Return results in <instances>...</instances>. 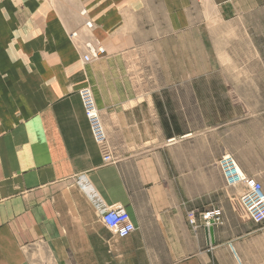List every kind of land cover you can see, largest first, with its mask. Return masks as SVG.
Wrapping results in <instances>:
<instances>
[{"label":"crops","instance_id":"0c3cea01","mask_svg":"<svg viewBox=\"0 0 264 264\" xmlns=\"http://www.w3.org/2000/svg\"><path fill=\"white\" fill-rule=\"evenodd\" d=\"M88 45L103 53L83 62ZM209 56L202 73L264 72V0H0V264H264L220 168L230 156L264 190V80L194 81ZM111 206L125 238L100 219ZM210 208L211 240L188 223Z\"/></svg>","mask_w":264,"mask_h":264},{"label":"built area","instance_id":"2783aa9c","mask_svg":"<svg viewBox=\"0 0 264 264\" xmlns=\"http://www.w3.org/2000/svg\"><path fill=\"white\" fill-rule=\"evenodd\" d=\"M78 95L97 144L101 147L103 153H108L104 141L102 122L90 90L87 87H83L79 90ZM103 158L109 159L108 155L103 156ZM222 163L223 174L228 185H242L243 192L239 199L241 204L251 214L249 215L250 218L255 223L264 225V190L261 183L243 175L241 171L234 167V162L231 159H226ZM100 214L102 223L119 238H125L134 230L128 214L120 206L103 207L100 210ZM219 216L218 210L200 213V219L204 221L201 222V226L215 225V223L219 222ZM189 221L191 224L194 223L193 218H190Z\"/></svg>","mask_w":264,"mask_h":264},{"label":"rangeland","instance_id":"374dc122","mask_svg":"<svg viewBox=\"0 0 264 264\" xmlns=\"http://www.w3.org/2000/svg\"><path fill=\"white\" fill-rule=\"evenodd\" d=\"M86 53H88L87 51H85V54ZM103 53V50H102V52H100L98 55H97V57L100 55V54H102ZM84 55V54H83ZM97 57H95V58H97ZM95 58H92V59H95ZM92 59H90V60H92ZM89 60V61H90ZM82 61L83 62H89V61H85V60H83V56H82ZM208 61H209V65H208ZM208 61H207V58L205 57V58H203V66L201 65V64H198L197 66H194V69L195 70H197V69H199V71L197 70V71H195L194 70V73H193V80L194 81H208V80H240V79H248L249 78V76L251 77V79H256V80H264V72H261V71H258V72H256V73H251V74H244V73H234V72H231V71H224V72H208V70H206V72H203L202 73V68L203 67H211V68H216V62H215V59L212 57V56H209V59H208ZM242 64L243 63H247V61H242L241 62ZM205 65V66H204ZM257 65H258V68H260L259 66L260 65H264V57H258L257 58ZM227 67H231V66H226V68ZM160 77H161V80L163 81V80H166V79H169L168 78V74H164V73H161L160 74ZM177 79H180V77H177ZM83 87H88V88H90L89 86H87V85H85V86H83ZM83 87H81V88H83ZM91 89V88H90ZM80 90V89H79ZM92 91V90H91ZM78 92V91H77ZM78 97H79V95H78ZM80 100V99H79ZM95 103H96V101H95ZM80 104H81V102H80ZM97 105V104H96ZM81 107H82V105H81ZM99 115H100V113H99ZM100 118H101V115H100ZM102 120V119H101ZM106 132V131H105ZM93 139V138H92ZM94 141V140H93ZM96 145L98 146V144L96 143ZM106 147H107V151H108V153H109V155H110V157H111V161L110 162H106V161H104V159H103V152H102V149L100 148V146H98V148H99V150H100V153H101V155H102V160H103V162L104 163H113L115 160H114V158L112 157V155H111V149H110V146H109V144H108V141H107V136H106ZM221 161V160H220ZM221 168V167H220ZM221 172H222V170H221ZM222 176H223V174H222ZM246 176V175H245ZM247 177V176H246ZM223 180H224V178H223ZM224 184H225V186H226V188H235V187H233V186H229L226 182H225V180H224ZM238 203H239V206L244 210V208L242 207V205L240 204V200H239V198H238ZM216 210H218L219 211V214H220V216H221V213H220V209L219 208H210V209H207L206 211H208V212H213V211H216ZM244 212L246 213V211L244 210ZM247 214V213H246ZM220 216H219V222H217V223H215V225H219V224H221V221H220ZM247 216L249 217V215L247 214ZM189 218H193L194 220H195V224L194 225H191V226H193V227H200V228H204L205 229V227H203V226H201V219H200V221H199V219L198 218H196V215H194V214H192V215H188V223H189ZM199 218H200V214H199ZM249 219L251 220V218L249 217ZM252 221V220H251ZM253 222V221H252ZM253 223H255V222H253ZM256 225H257V227H258V229L262 232V235H263V237H264V225H260V224H257V223H255ZM215 225H212L213 227L215 226ZM208 228V227H207ZM228 247L232 250V246L229 244L228 245Z\"/></svg>","mask_w":264,"mask_h":264},{"label":"bare ground","instance_id":"6f19581e","mask_svg":"<svg viewBox=\"0 0 264 264\" xmlns=\"http://www.w3.org/2000/svg\"><path fill=\"white\" fill-rule=\"evenodd\" d=\"M85 25L87 26H90V24L89 23H85ZM102 50H103V48L101 47V46H92V45H88L87 46V52L88 53H86V54H84L83 55V60H85V61H89L90 59H92V58H95V57H97V55L100 53V52H102ZM86 57H87V59H86ZM88 88V87H87ZM81 89V88H80ZM89 90H90V92H91V94H92V97H93V100H94V102H95V98H94V94H93V92L91 91V89L90 88H88ZM78 93H79V90H78ZM80 99V98H79ZM82 105V104H81ZM95 105H96V103H95ZM96 110H97V112L99 113V110H98V107H97V105H96ZM82 112H83V115H84V118L86 119V122H87V124H88V128H89V131H90V134H91V136H92V138H93V140H94V142L95 143H97V141L95 140V138H94V135H93V132H92V129H91V126H90V124H89V121L87 120V118H86V116H85V114H84V110H83V107H82ZM100 116V115H99ZM101 119V118H100ZM101 122H102V120H101ZM102 128H103V133H104V141H105V144H106V132H105V128H104V125H103V122H102ZM99 146V145H98ZM101 148V147H100ZM103 152V151H102ZM104 155L103 156H105V155H108V157H109V159L108 160H106L105 158H103L104 159V161H106V162H110L111 161V157H110V155H109V153H103ZM226 159H231L233 162H234V167L235 168H237V170H239V171H241V169L238 167V165H237V163L230 157V156H224L222 159H221V161H220V167H221V170H222V174H223V168H222V166H223V161L224 160H226ZM242 172V171H241ZM242 174L243 175H245L243 172H242ZM223 178H224V180H225V182L227 183V181H226V179H225V176H224V174H223ZM228 184V183H227ZM229 186H233V187H241L242 185L241 184H234V185H229ZM242 188V187H241ZM242 192H243V188H242ZM242 192H241V194H242ZM264 192V191H263ZM240 194V195H241ZM240 195H239V198H240ZM240 200V199H239ZM240 204H241V202H240ZM242 205V204H241ZM121 207V206H120ZM242 207L244 208V210L246 211V213L248 214V215H251L247 210H246V208L242 205ZM123 208V207H122ZM124 209V208H123ZM125 210V209H124ZM126 211V210H125ZM126 213L128 214V212L126 211ZM128 216H129V218H130V215L128 214ZM250 217V216H249ZM130 220H131V218H130ZM189 220H190V218H189ZM252 220V219H251ZM201 221H203V220H201ZM253 221V220H252ZM131 222H132V220H131ZM204 222V221H203ZM254 222V221H253ZM196 222H195V220H194V223L193 224H191L190 223V221H189V224L190 225H194ZM132 224H133V222H132ZM262 225V224H261ZM133 226H134V224H133ZM210 226H208V228H209ZM211 227L213 228V226L211 225ZM207 227H205V229H208ZM134 229H135V227H134ZM134 231V230H133ZM132 231V232H133ZM131 232V233H132ZM114 233V232H113ZM130 233V234H131ZM207 233V232H206ZM116 235V234H115ZM207 235L208 236H210L208 233H207ZM212 237H213V233H212ZM212 237H209L210 238V240L212 239Z\"/></svg>","mask_w":264,"mask_h":264},{"label":"water","instance_id":"95a60500","mask_svg":"<svg viewBox=\"0 0 264 264\" xmlns=\"http://www.w3.org/2000/svg\"><path fill=\"white\" fill-rule=\"evenodd\" d=\"M205 231L210 235L209 237H212L213 228L211 226L208 229H205Z\"/></svg>","mask_w":264,"mask_h":264}]
</instances>
